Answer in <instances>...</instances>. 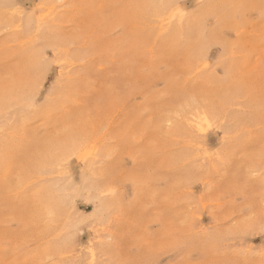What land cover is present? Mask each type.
I'll use <instances>...</instances> for the list:
<instances>
[{
  "label": "rangeland",
  "instance_id": "374dc122",
  "mask_svg": "<svg viewBox=\"0 0 264 264\" xmlns=\"http://www.w3.org/2000/svg\"><path fill=\"white\" fill-rule=\"evenodd\" d=\"M203 1L0 0V264H264V0Z\"/></svg>",
  "mask_w": 264,
  "mask_h": 264
},
{
  "label": "bare ground",
  "instance_id": "6f19581e",
  "mask_svg": "<svg viewBox=\"0 0 264 264\" xmlns=\"http://www.w3.org/2000/svg\"><path fill=\"white\" fill-rule=\"evenodd\" d=\"M199 1H200V0H199ZM205 1H207V0H205ZM205 1H203V2H205ZM210 1H211V0H210ZM215 1H216V0H215ZM223 1H224V0H223ZM203 2H202V3H203ZM227 2H228V3H231V1H229V0H228ZM227 2L225 1V3H227ZM219 3H220V2H219ZM219 3H218L217 6H220V7H221V4L219 5ZM223 3H224V2H223ZM213 4H214V3H213ZM194 6H195V5H194ZM194 6H192V7H194ZM198 6H199V5H198ZM198 6H197V7H198ZM214 6H215V5H213L212 8H213ZM195 7H196V6H195ZM195 7H194V8H195ZM202 7H203V6H202ZM210 7H211V6H210ZM194 8H193V9H194ZM199 8H200V7H199ZM212 8H211V9H212ZM215 8H217V7H214L213 9H215ZM197 9H198V8H197ZM197 9H196V10H197ZM206 9H207V12H210L209 8L206 7ZM206 9H205V11H206ZM169 10H170V9H169ZM191 10H192V9H191ZM41 11H42V10H41ZM197 11H198V10H197ZM191 12H192V11H191ZM203 12H204V11H203V9H202V14H203ZM193 13H194V12H193ZM196 13H197V12H196ZM191 14H192V13H191ZM207 14H208V13H207ZM41 15H42V14H41ZM169 16H170L171 19H172L173 14H171V13L169 12ZM179 16H182V15L180 14ZM202 16H203V15H202ZM204 16H206V15L204 14ZM204 16H203V18H204ZM42 17H43V16H42ZM42 17H41V18H42ZM170 17H169V18H170ZM200 17H201V16H200ZM201 18H202V17H201ZM205 18H207V17H205ZM44 19H45V18H44ZM44 19H43V20H44ZM199 19H200V18H199ZM202 20H203V19H202ZM205 20H206V19H204V22H205ZM43 22H44V21H43ZM197 28H198V27H197ZM201 32H202V31H201ZM245 86H246V85H245ZM245 90H246V89H245ZM222 124H223V123H222ZM96 215H97V214H96ZM94 216H95V215H94ZM91 217H92V216H91ZM88 218H89V217H88ZM88 218H87V219H88ZM96 218H97V217H96ZM97 219H98V218H97ZM85 220H86V219H85ZM97 222H98V221H97ZM92 223H93V222H92ZM92 223H91V224H92ZM90 226H91V225H90ZM95 227H96V226H95ZM91 228H92V227H91ZM94 229H95V228H94ZM95 231H96V229H95Z\"/></svg>",
  "mask_w": 264,
  "mask_h": 264
}]
</instances>
